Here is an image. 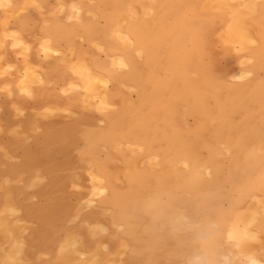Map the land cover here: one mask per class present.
<instances>
[{"label": "rangeland", "instance_id": "374dc122", "mask_svg": "<svg viewBox=\"0 0 264 264\" xmlns=\"http://www.w3.org/2000/svg\"><path fill=\"white\" fill-rule=\"evenodd\" d=\"M201 1L0 0L1 8H17L6 29L27 19L44 60L64 77L63 108L35 110L42 124L23 136L33 158H11L0 141V180L8 192L11 163L28 173L19 182L30 187L29 211L65 231L69 257L90 255L70 242L80 241L79 221L91 216L96 226L81 224L121 243L117 264H264V0ZM240 26L251 33L241 37ZM28 74L35 87L58 81L47 80L45 66ZM5 133L0 126V138ZM100 169L107 170L102 184L94 177ZM9 201L0 204V230L12 232L22 210ZM20 223L23 234L36 227ZM8 248L0 247L1 260L17 263Z\"/></svg>", "mask_w": 264, "mask_h": 264}, {"label": "crops", "instance_id": "0c3cea01", "mask_svg": "<svg viewBox=\"0 0 264 264\" xmlns=\"http://www.w3.org/2000/svg\"><path fill=\"white\" fill-rule=\"evenodd\" d=\"M16 10V6L6 9L0 7V126L5 127L6 130V135L0 138V141L5 143L11 158L25 159L30 154L24 148L28 139L23 136L33 137L35 125L42 124L34 118V111L42 112L49 105L63 108L64 102L60 97L59 87L60 83L64 82H59V80H64V77L57 64L44 60L42 38L34 34L27 19L21 18L18 21H10L6 29L5 21L8 19L10 11L14 14ZM8 32L16 34L17 37L7 38ZM14 43H18L20 46L13 48ZM60 49L56 48V50ZM32 65L45 66L47 80H58L55 82L56 85L35 87L32 82H29L31 77L28 71ZM4 156V154H0L1 161H3ZM2 165L0 163V174L3 173ZM20 168L21 166H17V164H9L6 174L12 180V184L7 189L8 192L3 190L4 185L0 180V204L6 205L8 199H11L10 202L22 210V215L12 218L11 221L13 226L12 241L4 231L0 230V247L5 245L9 239L8 252L12 256L11 252L17 249L20 238L24 242L22 255L26 264H89L91 257L80 260L78 257H69L67 253L62 251L61 244L66 234L64 230L58 229V225H54L55 222L51 224V227L44 225L39 216L30 213L29 206L33 205L29 197L28 189L30 187H23L19 182L23 175L27 181L29 175L28 173L24 174L25 171ZM8 193H11L12 198L8 197ZM17 220L25 223L33 222L36 227L23 234L24 225L17 226ZM98 221L100 220L96 217L83 216L77 226L76 234L80 237L84 251L98 256L96 257L99 264H105L113 257L116 259L114 264H117V257L122 253L121 243L113 242L106 235H97L81 224L88 222L96 226ZM106 243H108V247L104 251L102 246ZM11 260L2 261L0 251V264L16 263ZM127 264H133V260L127 259Z\"/></svg>", "mask_w": 264, "mask_h": 264}, {"label": "bare ground", "instance_id": "6f19581e", "mask_svg": "<svg viewBox=\"0 0 264 264\" xmlns=\"http://www.w3.org/2000/svg\"><path fill=\"white\" fill-rule=\"evenodd\" d=\"M202 1H203V0H202ZM202 1H201V2H202ZM215 1H216V0H215ZM217 1H218V0H217ZM249 1H250V0H249ZM259 1H260V0H259ZM259 1H258V2H259ZM242 2H243V0H242ZM246 2H247V1H246ZM220 3H221V2H220ZM220 3H219V4H220ZM229 3H230V2H229ZM247 3H248V2H247ZM249 3H250V2H249ZM231 4H232V3H231ZM212 5H213V4H212ZM255 5H257V4H254V7H255ZM220 6H221V5H220ZM220 6H218V8H219ZM230 6H231V5H230ZM244 6H246V5H244ZM213 7H214V5H213ZM228 7H229V4H228ZM242 7H243V6H242ZM251 7H252V9L254 8L253 6H251ZM231 8H232V7H231ZM257 8H258V7H257ZM254 9H256V8H254ZM222 10H223V9H222ZM229 11H230V10H229ZM232 11H234V10L232 9ZM253 11H254V10H253ZM253 11L251 10V11H249V12L252 13ZM256 11H258V10H256ZM134 12H136V10H134ZM254 13H256V12H254ZM137 14H138V12H137ZM239 14H240V12H239ZM135 15H136V14H135ZM231 15H233V14H231ZM244 15H246V14L244 13ZM137 16H138V15H137ZM241 16H242V15H241ZM101 17H102V16H101ZM250 17H251V16H250ZM179 18H180V17H179ZM248 18H249V17H248ZM251 18H252V17H251ZM175 19H176V18H175ZM235 19H236V18H235ZM246 19H247V18H246ZM124 20H125V19H124ZM175 21H176V20H175ZM177 21H179V20H177ZM243 22H244V21H242V23H243ZM178 23H179V22H178ZM123 24H124V23H123ZM240 24H241V23H240ZM178 25H179V24H178ZM244 25H245V24H243V25H241V26H244ZM229 26H230V25H229ZM229 26H228V27H229ZM236 26H237V25H236ZM241 26H240V27H241ZM246 27H247V26H246ZM123 28H124V27H123ZM229 28H230V27H229ZM241 28H243V27H241ZM241 28H240L239 31H241ZM244 28H245V27H244ZM244 28H243V29H244ZM220 29H221V28H220ZM122 30H123V29H122ZM122 30H121V31H122ZM227 30H229V29H227ZM256 30H257V29H256ZM230 31H231V30H230ZM239 31H238V32H239ZM244 31H246V32H245L246 34H245V33L241 34V35H242L241 37H243V35H245V37H246L247 35H249V34L251 33L250 31L247 33L248 29H247V30L244 29ZM244 31H243V32H244ZM133 32H134V31H133ZM133 32H132V34H133ZM256 32H257V31H256ZM123 33H124V34H123V38H124V40H125V42H123V43H125L127 47L130 46V45H132V43H133L132 39L128 36L127 33H125V32H123ZM129 33H130V32H129ZM239 34H240V33H239ZM129 35H130V34H129ZM254 35H255V33H254ZM263 35H264V34H263ZM134 36H135V35H134ZM239 36H240V35H239ZM173 37H174V36H173ZM176 37H177V36H176ZM132 38H133V37H132ZM243 38H244V37H243ZM250 38H251V36H249V39H250ZM253 38H254V37H252V39H253ZM184 39H185V38H184ZM231 39H232V38H231ZM246 39H247V38H246ZM257 39H258V38H257ZM119 40H120V39H119ZM160 41H161V40H160ZM184 41L186 42V40H184ZM235 41H236V40H235ZM235 41H234V42H235ZM238 41H240V40H238ZM238 41H237V42H238ZM244 41H246V40L244 39ZM155 42H156V41H155ZM230 42H231V40H230ZM247 42L249 43V41H247ZM253 42H254V40H253ZM258 42H260V41H258ZM182 43H183V42H182ZM231 43H232V42H231ZM241 43H242V42H240V44H241ZM245 43H246V42H245ZM248 43H247V44H248ZM254 43H255V42H254ZM158 44L160 45V44H162V43L159 42ZM256 44H257V42L255 43V45H256ZM181 45H183V44H181ZM244 46H245V45H244ZM257 46H258V45H257ZM130 47H131V46H130ZM153 47H154V46H152V49H153ZM159 47H160V46H159ZM184 47H185V46H184ZM180 48H182V46H181ZM152 49H151V51H152ZM0 50H1V49H0ZM160 52H161V51H160ZM153 53H154V52H153ZM162 53H163V52H162ZM109 54H110V52H109ZM113 54H115V53L113 52ZM115 55H116V54H115ZM109 56H110V55H109ZM111 56H112V55H111ZM155 56H156V55H155ZM125 60H126V59H125ZM125 60H120L119 62H121V63H119V64H122V66L127 67V62H128V61L126 62ZM129 60H130V58H129ZM70 61H71V60H70ZM71 62H72V61H71ZM74 63H75V62H74ZM248 63H249V62H248ZM85 64H86V63L84 62V63H83L84 66H82V67H86V69L81 67L82 69H84L83 71H84V72L86 71L87 74H90V75L92 74V75H93V70L88 69L89 66H86ZM172 65H173V64H172ZM95 66H97V65H95ZM100 66H101V65H100ZM128 66H129V65H128ZM176 66H177V65H176ZM197 66H198V65H197ZM173 68H175V67H173ZM177 68H178V67H177ZM197 68H198V67H197ZM78 70H79V69H78ZM97 70H98V69H97ZM97 70H96V71H97ZM101 70H102V68H101ZM109 70H110V69H109ZM172 70H173V69H172ZM103 71H104V70H103ZM103 71H101L102 74H104ZM157 71H158V70H157ZM202 72H203V71H202ZM94 73H95V72H94ZM104 75H105V74H104ZM86 76H88V75H86ZM94 76H95V75H94ZM111 76H113V75H111ZM156 76H158V75H156ZM101 79H102V83L106 82V83H105V85H106L107 82H108V81H107L108 78H107V79L105 78V79L103 80V78L101 77ZM88 80H90V79H88ZM91 80H92V79H91ZM151 80H153V79H151ZM93 81H94V80H93ZM98 81H101V80H98ZM91 83H93V82H91ZM94 84L96 85L97 82L94 83ZM202 85H203V84H202ZM103 86H104V85H103ZM197 86H198V85H197ZM105 87H106V86H105ZM180 87H181V86H180ZM200 87H201V86H200ZM204 87H205V86H204ZM175 89H176V88H175ZM239 89H240V88H239ZM200 90H202V89H200ZM154 91H157V90H154ZM172 91L174 92L175 90H172ZM163 92H164V90H163ZM144 93H145V92H144ZM151 93H152V92H151ZM160 93H161V92H160ZM202 93H203V92H202ZM112 94H113V93H112ZM149 94H150V93H149ZM166 94H168V91L166 92ZM172 94H174V93H172ZM109 95H110V94H105V95H104V99H103V100H104V103H103V106H109V105H110V103H111V96L109 97ZM144 95H145V94H144ZM162 95H163V94H162ZM151 96H152V95H151ZM160 96H161V95H160ZM138 97H139V96H138ZM145 97H146V96H145ZM162 97H163V96H162ZM139 98H140V97H139ZM156 100H158V98H157ZM160 100H161V99H160ZM188 100H190V99L188 98ZM188 100H187V101H188ZM212 101H213V100H212ZM155 103H156V101H155ZM155 103H154V105H155ZM205 103H206V101H205ZM186 104H187V103H186ZM142 105H143V104H142ZM148 106H149V105H148ZM120 107H123V106H120ZM207 107H209V106H207ZM234 107H236V106H234ZM118 108H119V106H118ZM148 108H149V107H148ZM146 109H147V108H146ZM136 110H137V109H136ZM155 110H157V108H156ZM70 111H71V110H70ZM142 111H143V110H142ZM131 112H133V111H131ZM134 112H135V111H134ZM134 112H133V113H134ZM136 112H137V111H136ZM69 113H70V112H69ZM71 113H72V112H71ZM133 113H132V114H133ZM141 113H142V112H141ZM73 114H74V113H73ZM76 115H78V113H77ZM134 115H135V114H134ZM73 116H74V115H73ZM135 116H136V115H135ZM135 116H134V117H135ZM159 116H160V115H159ZM164 116H165V115H164ZM164 116H163V117H164ZM75 117H76V116H75ZM160 117H162V116H160ZM158 118H159V117H158ZM164 118H165V117H164ZM153 119H154V118H153ZM155 122H156V120H155ZM2 132H3V130H2ZM18 132H20V131H18ZM125 134H126V133H125ZM16 135H17V134H16ZM186 140H187V139H186ZM124 142H125V141H124ZM95 147H96V146H95ZM90 149H91V148H90ZM93 151H94V150H93ZM138 151H139V149H138ZM87 152H88V151H87ZM93 153H94V152H93ZM83 155H84V154H83ZM93 155H94V154H93ZM32 156H33V155H28V156H26L25 159L27 160V158H29V160H30V159L33 158ZM175 156H176V155H175ZM36 157H37V155H36ZM179 160H180V159H179ZM31 162H32V160H31ZM173 162H174V161H173ZM93 166H95V165H93ZM186 167H187V165H186ZM186 167H184V168H186ZM52 169H53V167H51V169L48 171V173L53 174L52 171H53L54 169H53V170H52ZM186 169H187V168H186ZM182 170H183V169H182ZM227 170H228V167H227ZM106 171H107V170L103 171L102 169H100V170H97L96 172H94V177H95V179H96L97 182H100L101 184L103 183V182H102V181H103V176H102V175H106V174H107ZM230 172H232V171H230ZM226 174H227V173H226ZM226 174H222V175H226ZM229 174H230V173H229ZM209 175H210V174H209ZM78 177H79V176H78ZM215 177H216V176H215ZM211 178H212V177H211ZM41 179H42V178H41ZM58 179H59V178H58ZM50 180H51V179H50ZM139 182L141 183V181H139ZM53 183H54V182H53ZM54 185H55V184H54ZM54 185H53V186H54ZM142 186H143V185H142ZM9 202H10V201H9ZM94 203H95V202H94ZM258 203H259V201H258ZM10 205H12V204L10 203ZM257 206H258V205H257ZM260 206H262V205H260ZM260 206H259V207H260ZM169 207H170V206H169ZM10 208H12V207H10ZM13 208H15V207H13ZM13 208H12V209H13ZM12 209H11V210H12ZM257 210H258V209H257ZM257 210H255V211L257 212ZM258 211H260V210H258ZM261 212H262V211H261ZM253 213H254V210H253ZM257 213H258V212H257ZM257 213H256V215L254 214L255 217L253 216V214H252V216H250L249 214L247 215V217L249 218L248 221L250 222V223H249L248 221H246V222H247V224H246L247 227H250L251 224L254 225V223H253V222H254V219H255L257 216L259 217V214H257ZM4 214H5V213H4ZM251 218H252V219H251ZM241 220H242V218H241ZM17 221H18V220H17ZM256 221H257V219H256ZM256 221H255V222H256ZM240 223H241V222H240ZM248 223H249V224H248ZM0 224H1V223H0ZM20 224H22V223H20ZM5 225H7V228H5V229H8V228H9V227H8V224H5ZM5 225H4V227H6ZM22 225H23V224H22ZM25 225H26V224H25ZM17 226H20V225H17ZM20 228H21V227H20ZM106 228H107L106 226L101 225V228H100V229H103V232H104L105 230H107ZM243 228H245V227H243ZM246 229H249V228H246ZM254 229H255V228H254ZM238 230H239V229H238ZM250 230H251V229H250ZM5 231H6V232H9L8 230H4V233H5ZM67 231H68V230H67ZM99 231H100V230H99ZM245 231H246V230H244V232H245ZM254 231H255V230H254ZM240 232H241V231H240ZM9 233H10V236H9V238H10L11 235H12L13 233H12V232H9ZM11 233H12V234H11ZM104 233H106V232H104ZM251 233H252V231H251ZM259 233H260V232H259ZM37 234H38V233H37ZM106 234H107V233H106ZM244 234H246V233H244ZM34 236H35V235H34ZM37 236H38V235H37ZM254 236H256V235H254ZM6 237H7V236H6ZM73 237H74V236H73ZM252 237H253V236H252ZM21 238H22V237H21ZM23 238H24V237H23ZM70 238H71V237H70ZM10 240H11V239H10ZM20 240H23V239H20V238H19L18 241L20 242ZM68 240H69V239H68ZM71 240H72V239H71ZM73 240H74V238H73ZM73 240H72V241H73ZM250 240H251V239H250ZM11 241H12V240H11ZM18 241H17V242H18ZM8 242H9V239H8ZM19 242H18V243H19ZM68 242H69V241H68ZM83 242H84V241H83ZM248 242H249V241H248ZM20 243H22V242H20ZM71 243H73V246L75 245L74 248L76 249V251L79 250V251H80V254L84 255V253L81 251V245H82V244H81L80 241H78V239H77V240L75 239L73 242H70V244H71ZM125 243H126V242H125ZM70 244H69V245H70ZM15 245H16V244H15ZM15 245H14V246H15ZM20 246H22V245L19 244V247H20ZM127 246H128V245H127ZM129 246H130V244H129ZM15 248H16V247H15ZM21 248H22V247H21ZM135 248H136V247H135ZM14 250H15V249H14ZM14 250H13V251H14ZM68 250H69V249H68ZM105 250H106V249H105ZM105 250H104V251H105ZM13 251H12L11 253H12V255H13V254L15 255L16 260H17V263H18V264H21L22 262H24L23 264H26V262H25V261L23 260V258H22V256H23V255H22V249H19V248H18V249H16V250L14 251V253H13ZM62 251H63V250H62ZM131 251H132V250H131ZM7 252H8V251H7ZM64 253H66V252H64ZM67 253H68V252H67ZM72 253H73V251H72ZM74 253H75V251H74ZM86 254H87V253H86ZM74 255H76V254H74ZM90 255H91V254H90ZM90 255H89L87 258L91 257V258H90V259H91V260H90L91 263H92V264H99V263L97 262V257H98V256H97V255H91V256H90ZM77 256H78V254H77ZM96 256H97V257H96ZM81 257H82V256H81ZM111 257H112V256H111ZM78 258H79V257H78ZM83 258H84V256H83ZM65 259H66V258H65ZM80 260H81V259H80ZM11 261H12V260H11ZM83 261H84V260H83ZM13 262H15V261H13ZM85 262H88V261H85ZM112 262H113V261H112ZM17 263H14V264H17ZM113 263H115V262H113ZM113 263H112V264H113ZM120 263H121V260H120ZM11 264H13V263H11ZM260 264H261V263H260Z\"/></svg>", "mask_w": 264, "mask_h": 264}, {"label": "snow or ice", "instance_id": "6c2138e0", "mask_svg": "<svg viewBox=\"0 0 264 264\" xmlns=\"http://www.w3.org/2000/svg\"><path fill=\"white\" fill-rule=\"evenodd\" d=\"M20 45L18 44V43H14L13 44V48H16V47H19ZM101 194H103V193H101Z\"/></svg>", "mask_w": 264, "mask_h": 264}, {"label": "clouds", "instance_id": "9594fccd", "mask_svg": "<svg viewBox=\"0 0 264 264\" xmlns=\"http://www.w3.org/2000/svg\"><path fill=\"white\" fill-rule=\"evenodd\" d=\"M75 11V9H73Z\"/></svg>", "mask_w": 264, "mask_h": 264}]
</instances>
